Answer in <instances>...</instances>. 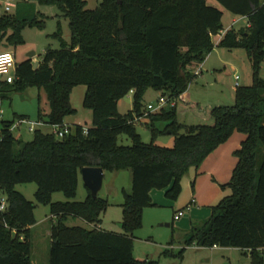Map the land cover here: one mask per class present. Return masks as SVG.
<instances>
[{"label":"trees","instance_id":"obj_1","mask_svg":"<svg viewBox=\"0 0 264 264\" xmlns=\"http://www.w3.org/2000/svg\"><path fill=\"white\" fill-rule=\"evenodd\" d=\"M19 1L56 6L68 19L70 40L60 49H46L37 62L16 63L15 79L1 86V98L13 89H42L48 110L38 108L37 121L63 126L74 112L70 92L82 84V105L91 110L92 125L85 134L81 126H69L61 139L36 129L30 141H22L9 128L27 116L0 120V193L6 202L0 211V264H33L30 228L38 204L48 206L54 219L47 264H143L133 256V239L143 210L153 205L149 192L164 190L166 199L176 201L189 169H197L234 132L245 137L233 152L236 163L228 182L220 185L230 193L210 208L207 220L192 226L184 244L236 248L249 264H264V78L258 74L264 60V0H214L221 9L207 0H98L94 9H87L85 0ZM222 9L246 17L247 25L227 29L214 44L212 37L223 30ZM41 25L34 14H1L0 48L21 42L23 27ZM214 47L243 49L250 65V83L235 87L233 105L211 108V125L179 123L175 105L145 113L147 89L175 102ZM128 93L131 109L120 114L118 102ZM143 116L149 143L135 130ZM164 134L173 136L171 147L154 144ZM119 135L130 144L119 145ZM83 167L130 172V191H121L120 233L97 228L109 206L105 199L91 197L84 187L83 201L74 200ZM29 183L36 186L33 202L15 190ZM54 193L65 200L52 202ZM68 218L93 227L67 226Z\"/></svg>","mask_w":264,"mask_h":264},{"label":"rangeland","instance_id":"obj_2","mask_svg":"<svg viewBox=\"0 0 264 264\" xmlns=\"http://www.w3.org/2000/svg\"><path fill=\"white\" fill-rule=\"evenodd\" d=\"M85 1L87 9H94L98 3V0ZM6 2L14 5L7 12L8 14L16 16L26 12L28 15L34 14L37 16V19L42 20L41 27L25 26L20 30L21 42L10 47L6 45L0 48V52L10 51L14 56L15 63H20L29 57L34 62H37L46 49H60L62 44L69 42L68 19L56 6L40 5L38 3H32L31 6H27L20 3L19 0H0V15L4 13L3 8ZM19 3L22 5H19V8H17V4ZM207 3L217 6L214 0H207ZM217 7L220 8L219 6ZM233 19H238V24L235 25H243L244 19H240V16L232 15L222 9L221 23L223 30L234 25L232 24ZM204 67L205 69L201 71V75H195L188 84L185 93L175 100L177 121L184 125H211L212 119L209 116L211 108L219 105L231 106L234 103V76H238V85H248L250 82V65L243 49L226 50L214 47L208 54ZM258 74L259 77L264 78V60L260 65ZM85 89V85L80 84L74 86L70 92L69 102L74 112L64 118V123L70 127L79 125L83 129H87L92 125V112L89 108L82 105ZM160 96H162L161 92L147 89L142 99L144 108L149 105L152 108L156 107L157 99ZM131 103L132 94L128 93L119 102L118 112L120 114L126 113L131 109ZM38 108L42 112H47V100L43 90H38L34 86L26 87L23 90L13 89L7 92L1 103L3 119H11L13 114H17L27 116L30 122L35 123L37 121ZM144 122L145 120L137 122L135 130L140 135L142 142L149 143L151 139L150 130L144 125ZM156 126L157 128H161L162 124L159 123ZM37 127L43 133H48L51 129L46 124ZM234 133L242 134L240 132ZM32 135V132L26 130L25 125L20 126L13 132V136L22 141H30ZM173 140L172 135H158L154 139V144L162 147H171ZM117 143L127 146L130 144V141L125 135H119ZM130 180V172L128 170L113 173L105 172L102 188L97 195L101 198L105 192H108V200L110 202H122V193L119 192V188H124L129 192L131 186ZM220 185L218 186L220 190L224 191L227 189H222ZM194 187V181L190 182L188 185L189 194H187L188 191L184 193L181 189V194L176 201L172 202L171 208L153 206L148 207V209L142 212V226L134 232L135 236L137 235L140 239L134 240L133 256L137 260L145 261L143 264H249V258L236 248H220L217 246L197 248L193 243L190 246H185L184 242L188 238L192 226H194V221L199 226L209 218L211 213L210 209H205L203 211H207L208 215L200 216L199 214L201 218L195 220L191 216V212H184V215L180 219L172 220V213L182 207L181 203L183 201L190 198ZM35 188L36 186L33 183L15 186L16 191L21 193L26 200L32 202L34 200L33 193ZM85 193L81 177H78V186L74 200L83 201ZM0 195L2 194L0 193ZM64 200L61 193L52 194V202ZM34 216L38 224L30 232L31 260L33 264H46L49 245L46 230L50 228L48 206L36 205ZM156 217L161 218L162 221H155ZM102 218H104L103 225L105 230H120L117 223H115L121 219V209L119 207H108ZM69 222L67 221V224ZM79 222H82V220L79 219ZM166 224L168 226H165ZM182 248L184 250L181 256H177L179 250ZM166 250L170 254L164 255L163 252ZM262 252L264 259V250Z\"/></svg>","mask_w":264,"mask_h":264},{"label":"crops","instance_id":"obj_3","mask_svg":"<svg viewBox=\"0 0 264 264\" xmlns=\"http://www.w3.org/2000/svg\"><path fill=\"white\" fill-rule=\"evenodd\" d=\"M213 6H215V5H213ZM241 18L244 19L243 25H241V26L235 25V24H238V19H233L232 24H234V25H232V27H230V28L237 30L241 27H245L247 24V19H246V17L240 16V19ZM226 30H222L218 35L212 37V41L214 44H216L219 41V39L221 38V36L223 35V33ZM207 59H208V55L206 56V58L202 64L195 67V69H199V71H200L199 75H201V71L203 69H205L204 65H205ZM119 102H118V104H119ZM117 109H118V106H117ZM66 125H68V124H66ZM244 137L245 136L243 134L233 133L228 138V140L226 142L219 145L214 151H212L204 159L202 164L197 169H194V168L189 169L186 177L182 178V180H181L182 192L185 193L188 191L187 194H189L188 185L190 182L194 181L195 187H194L193 192L190 194V198L188 200L183 201L181 203L182 207H180L179 209H177L176 211H174L172 213V220H174L173 215L179 210H183L184 212H191V216L193 218H195V220L201 218V217H199V214H200V216H207L208 212L203 211V210H205V209L209 210L212 206L216 205L220 201L219 199L221 197L223 198L224 196H227L230 193V191L228 189H225L223 191V190H220L218 188V186H219V184H225L228 182L230 175H231V172H232V169L236 163V158L234 157L233 152L239 148L240 143L244 139ZM104 173L105 172L103 171V176H104ZM79 177H80V174H79ZM130 182H131V180H130ZM102 185H103V180H102ZM77 186H78V183H77ZM122 190L126 191L124 188H122V189L119 188L120 193ZM129 191H130V189H129ZM85 192H86V190H85ZM126 192H128V191H126ZM149 196H150L151 202L153 204L151 207H153V206L154 207L165 206V207L171 208V206H172L173 201H170L164 197V190H161V191L160 190L159 191L158 190H151L149 192ZM85 197H86V193H85ZM108 197H109L108 192H105L104 196L101 197L110 203V205L108 207L117 206V207H119V209H121L119 206L121 204V201L116 202V203H112L108 200ZM146 209H148V208H145L144 210H146ZM106 211H107V209L105 210V212ZM105 212L101 215L100 222L97 226V228L100 230H105L104 225H103V219L104 218H102L103 215L105 214ZM34 218H35V216H34ZM49 219H50V224H51V222H53L54 219L51 216H49ZM120 220L118 222H115V223H117L118 227H119ZM67 221H70V222L67 224ZM67 221H66L67 226H79V227H83L85 229H91L93 227L90 224H86L84 221L79 222L78 218H68ZM155 221L161 222L162 219L159 217H156ZM37 224H38V221L35 218V224L33 226H31L30 231ZM194 225H197L196 221H194ZM165 226H168V224H166ZM119 229H120L119 231H113V232L120 233L121 228L119 227ZM107 231H111V230L108 229ZM46 235L49 238L50 228L48 230H46ZM138 239H140V238L137 235L135 236V234H134L133 248H134V240H138ZM48 247H49V245H48ZM46 264H47V262H46Z\"/></svg>","mask_w":264,"mask_h":264},{"label":"built area","instance_id":"obj_4","mask_svg":"<svg viewBox=\"0 0 264 264\" xmlns=\"http://www.w3.org/2000/svg\"><path fill=\"white\" fill-rule=\"evenodd\" d=\"M13 7H14L13 4H11L10 2H6L5 6L3 8L4 9L3 12L7 13L10 10V8H13ZM4 55H9L11 57V63L13 65V67L9 68L7 63H0V89H1V86L3 84H12L14 79H15L16 63L14 61V56H13V54L10 51H2V52H0V57H3ZM6 68L8 69V71L7 72L3 71V69H6ZM199 73H200L199 69L194 70V74L195 75H198ZM234 81H235L234 86L235 87L239 86L238 85V76L237 75L234 76ZM1 103H2V98H1V95H0V120L3 119V112H2V109H1ZM167 104L169 106H174L175 102L171 101L170 103H168L167 99L164 96H160L157 99L156 107L152 108L150 105L147 106L145 108L146 109L145 113H147L148 111L149 112L157 111V110H159L160 108H162L163 106H165ZM145 113H144V116H145ZM144 116L141 119H137L136 122H141V120L144 121L145 120ZM22 125L26 126V130L27 131L33 133L34 130L39 129L37 126H42L43 123L39 122V121H36L35 123H33V122H30L28 119L16 120V121L13 122V124L9 128V131L12 132V134H13V132L15 130H17ZM50 128L51 129H50V131L48 133L53 135L57 139L63 138L65 135H67L70 132V127L68 125H66V124H64L63 126L51 125ZM82 132H83V134H85L86 133V129H83ZM5 207H6L5 198L2 195H0V211L5 210ZM183 215H184V211L183 210H179L173 215V219L174 220H178Z\"/></svg>","mask_w":264,"mask_h":264},{"label":"water","instance_id":"obj_5","mask_svg":"<svg viewBox=\"0 0 264 264\" xmlns=\"http://www.w3.org/2000/svg\"><path fill=\"white\" fill-rule=\"evenodd\" d=\"M28 59H31V57ZM79 174L91 197H96L102 187L103 170L99 167H83L80 169ZM119 227H121L120 224Z\"/></svg>","mask_w":264,"mask_h":264},{"label":"clouds","instance_id":"obj_6","mask_svg":"<svg viewBox=\"0 0 264 264\" xmlns=\"http://www.w3.org/2000/svg\"><path fill=\"white\" fill-rule=\"evenodd\" d=\"M0 63H7L9 68L13 67L11 63V57L9 55H4L3 57H0ZM3 71L7 72L8 69H3Z\"/></svg>","mask_w":264,"mask_h":264}]
</instances>
